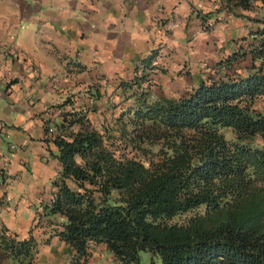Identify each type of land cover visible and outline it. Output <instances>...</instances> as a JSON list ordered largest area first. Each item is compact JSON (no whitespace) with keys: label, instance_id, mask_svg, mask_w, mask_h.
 I'll list each match as a JSON object with an SVG mask.
<instances>
[{"label":"trees","instance_id":"trees-1","mask_svg":"<svg viewBox=\"0 0 264 264\" xmlns=\"http://www.w3.org/2000/svg\"><path fill=\"white\" fill-rule=\"evenodd\" d=\"M214 2L254 13L246 45L216 64L220 73L248 56L246 72L202 78L185 95H155V48L121 77L132 102L112 122L95 124L72 106L46 124L60 168L45 213L59 218L53 233L67 264H88L93 242L118 264H139L141 250L159 258L150 264H264V0ZM37 247L0 215L8 264H30Z\"/></svg>","mask_w":264,"mask_h":264},{"label":"crops","instance_id":"crops-1","mask_svg":"<svg viewBox=\"0 0 264 264\" xmlns=\"http://www.w3.org/2000/svg\"><path fill=\"white\" fill-rule=\"evenodd\" d=\"M197 1L0 0V196L59 170L45 128L68 93L87 79L131 77L141 57L168 48L170 27ZM16 172L28 182L7 183Z\"/></svg>","mask_w":264,"mask_h":264},{"label":"rangeland","instance_id":"rangeland-1","mask_svg":"<svg viewBox=\"0 0 264 264\" xmlns=\"http://www.w3.org/2000/svg\"><path fill=\"white\" fill-rule=\"evenodd\" d=\"M189 8L191 12H188L185 20L177 26L170 27L168 33L170 44L156 57L157 69L153 75L155 95H185L202 78L246 72L248 56L238 57L231 67L222 66L220 73L217 72L216 64L239 46L246 45L247 41L242 38L251 23L247 16L254 13L220 10L217 9L214 0H198L195 4L189 5ZM202 15L208 16L203 19ZM132 75L133 73L130 76ZM120 79V76L87 79L92 83L82 85L81 94L71 92L65 96L74 105L62 107L57 117L50 120L52 125L62 118L64 112L74 109L72 106L86 111L90 121L95 124L99 125L105 120L112 122L122 106L132 102L131 99L124 100V92L118 87ZM224 133L227 137L233 136L229 129H225ZM58 172L57 166L53 164L52 174L44 179L42 184H35L36 187L31 185L35 187L34 190L21 189L22 185L14 183L10 194L4 192L1 195L4 204L0 212H3L10 230L19 238L33 235L38 242L37 251L30 264H67L70 259L64 242L59 241L53 233L58 226V216L45 213V203L52 195L51 181ZM20 176L17 172L12 173L7 183H12L13 178H16V182L21 181ZM28 180L25 178L22 181L27 183ZM89 250L92 256L88 264H118L102 242L91 243ZM152 261L158 263L159 258L146 250L139 252V264H150ZM8 262L9 259L0 250V264Z\"/></svg>","mask_w":264,"mask_h":264},{"label":"built area","instance_id":"built-area-1","mask_svg":"<svg viewBox=\"0 0 264 264\" xmlns=\"http://www.w3.org/2000/svg\"><path fill=\"white\" fill-rule=\"evenodd\" d=\"M50 130H52V128H50Z\"/></svg>","mask_w":264,"mask_h":264}]
</instances>
